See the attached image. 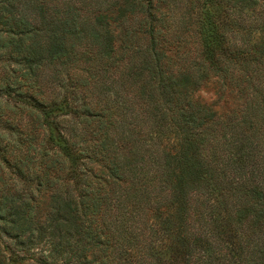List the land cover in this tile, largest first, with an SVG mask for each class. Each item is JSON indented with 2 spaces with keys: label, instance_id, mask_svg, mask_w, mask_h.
Segmentation results:
<instances>
[{
  "label": "trees",
  "instance_id": "trees-1",
  "mask_svg": "<svg viewBox=\"0 0 264 264\" xmlns=\"http://www.w3.org/2000/svg\"><path fill=\"white\" fill-rule=\"evenodd\" d=\"M4 57L0 264H264V0H0Z\"/></svg>",
  "mask_w": 264,
  "mask_h": 264
},
{
  "label": "rangeland",
  "instance_id": "rangeland-1",
  "mask_svg": "<svg viewBox=\"0 0 264 264\" xmlns=\"http://www.w3.org/2000/svg\"><path fill=\"white\" fill-rule=\"evenodd\" d=\"M11 64L12 67H16V65L14 63H12L11 61H6L5 57L4 58H0V78L2 76H4V68L6 67V65ZM206 103L211 104L213 106H215L216 110H218L219 112H226L227 110H230L233 106H234V102L232 100H225L223 97L221 99H219V96L214 92V90L211 87L206 88L205 90H202L201 92H199L198 94ZM4 98L0 97V119L1 121H4L6 117H3V101ZM7 115L9 116V119L13 118L12 114L7 113ZM19 117L15 118V123L17 124L19 121ZM2 242L3 245H0V248L3 250H7L6 247H4L7 244V240L5 238H2V240H0V243ZM26 264H28L26 262Z\"/></svg>",
  "mask_w": 264,
  "mask_h": 264
}]
</instances>
